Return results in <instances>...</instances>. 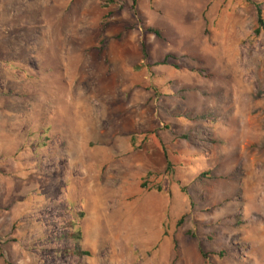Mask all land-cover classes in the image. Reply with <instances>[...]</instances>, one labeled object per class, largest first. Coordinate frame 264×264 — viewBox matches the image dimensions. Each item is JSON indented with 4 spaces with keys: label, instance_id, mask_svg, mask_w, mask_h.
<instances>
[{
    "label": "rangeland",
    "instance_id": "1",
    "mask_svg": "<svg viewBox=\"0 0 264 264\" xmlns=\"http://www.w3.org/2000/svg\"><path fill=\"white\" fill-rule=\"evenodd\" d=\"M131 5L0 0V264H264V0Z\"/></svg>",
    "mask_w": 264,
    "mask_h": 264
},
{
    "label": "trees",
    "instance_id": "2",
    "mask_svg": "<svg viewBox=\"0 0 264 264\" xmlns=\"http://www.w3.org/2000/svg\"><path fill=\"white\" fill-rule=\"evenodd\" d=\"M135 4H136V0H132V5H131L130 9L133 12H134V9H135ZM257 22H258L259 27H263L264 26L261 9L259 7L257 8ZM259 27L257 28V32L259 31ZM145 30L147 32H149V33H152V34L156 35V36H160V32L157 29L149 27V28H147ZM142 52H143L144 57H146L147 52H146V48H145L143 42H142ZM167 58H168V56H166L164 59L156 62V64H165L167 62ZM2 258H3V251H2V248L0 246V259H2ZM5 263L6 264H10V263H8V261H5Z\"/></svg>",
    "mask_w": 264,
    "mask_h": 264
}]
</instances>
